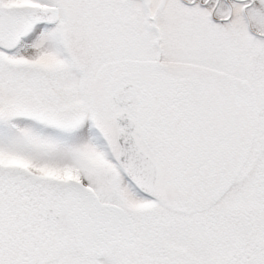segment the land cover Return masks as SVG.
Masks as SVG:
<instances>
[{
	"label": "snow or ice",
	"instance_id": "obj_1",
	"mask_svg": "<svg viewBox=\"0 0 264 264\" xmlns=\"http://www.w3.org/2000/svg\"><path fill=\"white\" fill-rule=\"evenodd\" d=\"M0 264H264V0H0Z\"/></svg>",
	"mask_w": 264,
	"mask_h": 264
}]
</instances>
